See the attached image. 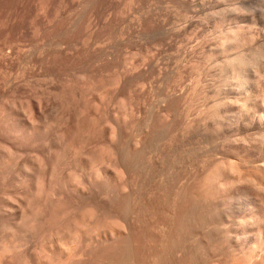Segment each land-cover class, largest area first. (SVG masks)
I'll list each match as a JSON object with an SVG mask.
<instances>
[{"label":"bare ground","instance_id":"1","mask_svg":"<svg viewBox=\"0 0 264 264\" xmlns=\"http://www.w3.org/2000/svg\"><path fill=\"white\" fill-rule=\"evenodd\" d=\"M131 3L134 4V2ZM168 8L166 7V9ZM63 18L65 19V17ZM177 26L179 25L177 24ZM176 29L180 31L179 27H176ZM178 30L174 29L171 31L168 29L165 31L164 29V31H160V33L164 34V38L162 37L163 41L159 42L164 43L163 46L165 45L166 49L162 47L165 52L159 58L155 57L154 53H151L152 47L150 49L146 46L142 54L138 53L140 54L139 58L133 57L135 54L132 58L126 56L123 62L116 66L111 77L108 76L109 73L105 76L103 73L97 72H75V77L70 79L69 75V79L64 78V82H60L61 90L57 92L54 90L56 93L49 92L45 95V92H47L45 89L48 88L46 87L43 90V94L31 97L27 95L29 98L25 100H21L24 95H21V98H18L20 94L17 97L15 96L17 89H19L18 87L23 85V83L19 84L20 81L23 82V79H25L23 78L25 74L22 75L23 79L20 81L18 80L20 77H18L17 81L13 79L7 82L6 89L10 88V94L8 97H5V95L0 97V264H183V261L181 262L182 257L186 258L188 264H195V240H200L199 237L195 238V230L196 227H199V230L201 227L195 221L198 219H206L207 221L210 217L212 219L214 215L216 216L219 213L220 207L207 200L206 197V201H210V203L208 202V205H205L203 200V204H200L195 209V192L197 190H194L195 148L192 146L194 142H190V140L193 139L195 134L194 100L196 99H194V96L196 93L194 92L195 85L193 82L186 84L181 80L182 73L180 71L182 70L180 67L182 68V66L180 65H184L180 63L182 56H180L181 58L177 57L179 53H176V51V54H174L172 49H169L172 45L170 40L173 38L171 34L175 33L174 31L177 33ZM67 31L69 32V30ZM141 36L136 37L139 38ZM220 37L219 48L225 43H229L235 48H243V46L247 45L246 43L249 44L250 41L254 43V40H256V35L254 37L252 32H244L239 26L227 29L220 34ZM54 42L57 43L56 41ZM83 43L86 46L89 42L87 40L86 44L85 41ZM48 44L47 47L49 49L45 46L46 50H48L45 56L43 55L45 48H42L44 52L38 49L44 56L39 52V58L46 60L48 66L51 59H74L77 55V50H80L78 49L79 45L78 47L76 46V49L73 45L61 44V42L56 46L54 45L55 48L52 50L53 45L50 43L51 47ZM100 44L97 45L100 46ZM16 45L21 46L22 44L15 42L14 46L16 47ZM27 45L30 44L22 46ZM12 46L9 43V51L4 54L9 55L12 53ZM32 46L28 48V52L22 48L20 49V51H24H21L22 53H26L25 55L23 54L27 57V64L23 63L27 66L26 68H28V63L34 61L33 58L38 53V51L36 53L35 50H32ZM160 46L162 45L160 44ZM180 46L176 49L178 52L181 50L179 49ZM156 47L157 50L154 49L157 51L156 54H158V51L162 50H159L157 45ZM4 49L7 51V48ZM93 50L96 51V47ZM117 50L114 47L113 49L101 47L98 49V54L110 64L115 62L118 56ZM3 51L0 54H3ZM189 51L191 53V50ZM18 52L17 56L21 55ZM241 53L236 54L237 56H234V59L226 63L229 67L226 68L230 70L231 76H229L231 80L229 77H226V80L237 82L239 84L238 88H240V85L243 86L254 81V83H257V80H261L257 78L255 80L254 74L258 71H256L254 60L245 59L247 55L243 57L244 54ZM8 55L6 56L9 57ZM6 56L5 59H7ZM207 56H210V54ZM207 56L206 58H208ZM2 61H4V58H2ZM18 62H21V58ZM89 64L91 65V63ZM194 65L191 66L193 67ZM62 67L64 68V66ZM193 68L195 69V66ZM7 71L9 70L7 69ZM259 74L261 75V72ZM3 79H5V76ZM29 80L28 82L26 81L28 84L25 82L26 86H30L29 82L34 79L32 81ZM48 81L50 82V80ZM43 84L45 85V83ZM44 85L40 86L44 87ZM35 86L39 87L36 84ZM29 88L32 89L33 87L30 86ZM35 90L33 91L34 94L40 93L37 91L39 90L38 88L36 92ZM33 92L31 93L33 94ZM246 102L248 103L247 99ZM229 103L231 104V102ZM216 104L218 103L216 102ZM220 104L222 105L221 102ZM212 105L214 106V103ZM257 105L254 106L256 107ZM226 106L228 105L225 103L223 107L219 108L227 109ZM231 106L233 105L231 104ZM212 107L210 108L211 110L214 109L216 113L220 112V110L216 111L219 109L218 107L216 109L215 106ZM238 107L241 108L238 109L240 112L237 109L235 110L239 113L236 114L235 112L232 116L229 115V117L231 116L230 119L227 116L228 114L223 116V118L228 117L231 124H237L240 128V124L238 125L240 116L247 113L248 110L245 105ZM223 111L225 112V110ZM221 112L220 114H222ZM216 115L218 118L219 113ZM208 118L210 119V117ZM255 118L249 117V121H246L251 124L247 125L248 128L250 126L257 127L263 123L261 119L264 117L258 118L259 122ZM246 124L244 125L245 127ZM204 125L206 123L203 124V127H205ZM216 125L218 126V124ZM237 126L236 128H238ZM219 128L222 129L223 127ZM219 128L217 129L219 130ZM251 129H247V131ZM260 130H262L261 127ZM257 135L260 134L256 132V134L251 135L253 137L249 138L248 136L247 139L250 140L252 138L251 142L244 146L239 143L240 139H238V142L234 140L233 142L231 138V142L227 138L231 142L229 144H232L231 147L228 146L229 152L226 149V152L230 153V157H232L231 162L229 161L230 163L227 162L228 164L225 165L224 159H220L221 161L214 163L210 172L205 174L207 179L203 178L208 180L207 184L209 182L213 184L210 189L208 188L209 192L211 190L210 199H212L213 195L216 198V194L219 198L220 193L224 192L223 195L225 196L228 188L236 190L242 186V189L239 188L238 191L237 200L239 202L236 205L239 210L246 211L245 216L243 215V218L245 217L244 219L242 218L243 220L237 219L241 221V223L239 222L238 232L241 229L243 236L241 235L242 237L238 238L242 242L239 241L241 242L239 243L237 241V244H234L232 241L228 245L230 246V255L235 258L233 261L238 262V264L240 263L238 260L243 264H252V262L256 261L257 252L264 250V160H258L253 167L251 165L253 163L252 158L250 159L251 154L259 151L264 144V128L261 135L256 137ZM242 140L240 141L241 143ZM246 142L249 141L247 140ZM262 150L264 149L262 148ZM258 153L260 154V152H257L256 156L259 155ZM255 159L256 157L253 161ZM212 160L213 158L210 157V161ZM242 166H250L249 169H256V171H254L255 169L248 170V173L250 171L257 173H253L254 175L249 173L250 175L248 174L243 180H239L246 175L244 172L242 177L238 178L239 175L236 177V174H241L240 168ZM205 168H202V172H204ZM244 170L246 169H243L242 172ZM204 183L206 184V181ZM208 186L205 185L201 191L199 190L201 194H203L204 189L206 191ZM231 193H228V195ZM232 200L233 198L229 199V203ZM227 205L229 207L230 204ZM224 207L223 209L226 210L227 206ZM199 222L202 225V221ZM195 225L197 226L195 227ZM209 227L211 228L210 225L207 228ZM226 227L225 230L228 228ZM228 229L227 232H224L226 237ZM224 235H221L224 238L223 244H221L223 246L225 243L227 244V241L229 242ZM230 236L233 235L230 234ZM203 239L205 240L206 236ZM217 243L215 244L218 245ZM219 247L218 249L222 246ZM213 248L215 247L213 246ZM218 249L217 252H219ZM214 251L215 249L212 252L214 253ZM221 257L224 258V256Z\"/></svg>","mask_w":264,"mask_h":264},{"label":"rangeland","instance_id":"2","mask_svg":"<svg viewBox=\"0 0 264 264\" xmlns=\"http://www.w3.org/2000/svg\"><path fill=\"white\" fill-rule=\"evenodd\" d=\"M131 2H134V4ZM201 2H202V4H201ZM130 3L133 5H131ZM168 5H169V8H168ZM166 7L168 9H166ZM193 8H195V9H193ZM87 10H89V11H87ZM130 10L132 11V13ZM167 10H169V11H167ZM172 10H174V11H172ZM130 13H131V15H130ZM181 16H182V18H181ZM63 17H65V19ZM137 17L138 18L140 17V18L138 19ZM108 18H110V19H108ZM174 18H175V20H174ZM79 19H81V20L83 19L82 22ZM163 21H164V23H163ZM180 22H181V25H180ZM172 23H173V25H172ZM175 23H176V25L174 26ZM57 24H58V26H57ZM75 24H77V25H75ZM177 24L179 26H177ZM182 24H184V25H182ZM0 26H1V28H0V50L1 51L0 52H2V50H4L3 54L2 53L0 54V59H1L0 60V81H1L0 82V97H2L4 95H5V97H8L10 94V88H8V86H7L8 90H9V92H8V90L6 89L7 82L12 81L13 79H16V81H17L18 77H20L18 79L19 81L22 80L23 78L26 79V80L23 79V82L20 81L19 85H21L22 83H23V85L18 87L19 89H17L18 91L16 92L17 95L15 94L16 97L20 94L18 98H21V95H24V96H22L23 99H21V100L28 99L29 95L31 97L33 95L43 94L44 93L43 90L46 87H48V88L45 89V90H47V92H45L46 93L45 95H47L49 92L50 93L51 92L56 93L57 91L61 90L62 86L60 85V82L61 81L64 82V80L67 79L69 75H70L69 78L72 79L73 77L76 76V73L88 71L89 73L90 72L103 73V75H105V76H107L108 75L107 73H109L108 76L111 77V76H113L112 73L114 74L116 66L120 62H123V60L125 59L126 56H128V57L130 56L129 58H132V56L135 54L133 57L139 58V55L142 54V52L146 49V46H148L150 49H152V48L156 49L157 48L156 45H157L159 50H162V51H158V54H156L157 49L156 50L154 49L155 51L152 49L151 53H154L155 57L159 58L165 52L164 48L166 49L165 45L163 46L164 43H160L163 41V38H164V34L160 33V31H164V29H165V31L168 29H170L171 31L175 29L177 31L178 29H176V27L177 28L179 27L180 31L178 30V32H177L178 34L176 33V31H174L177 34V36H175L176 34L173 33V34H171V37H173V38L171 40L169 38V40L171 41V44L174 46L173 47L171 45V47H169V49L171 48L172 51L174 52V54L179 53V55H177V57L182 56V58L181 57L180 58L182 59L183 63H182V61H180V63L184 64V65H180V66H182V68L180 67V69L182 71L184 69H186L183 72L180 71L182 73V75H181L182 79L181 80L183 81V83L187 84V83L193 82L195 85V87H194V89H195L194 92L196 93L194 96V99H196V100H194V103H195L194 104V113H195L194 114V118H195L194 132H195V134L193 136V139L190 140V142H194V143H192V146H194V148H195L194 149L195 150L194 151L195 152L194 157H195V168H196V170L194 173V177H195V180H194L195 181L194 182L195 188H194V190L197 189L195 192V209H197L200 204H203V200H204L205 205H208V202L210 203V201H211L214 204L219 205V207H220L219 208L220 214L218 213V214H216V216L214 215L212 217V219L210 217L209 219H207L208 222L206 221V219H204V220L198 219L195 221V223L198 224V226H201L200 230H199V227H196L197 225H195L196 230H197V231L195 230V234H196L195 238H198V237L200 238V240L197 239L198 241L195 240V249H196V251H195V264H238V262L236 263L235 261H233V260H235V258L232 255H230L231 254L230 249H229L230 246H228V245H230V243L232 241L234 242V244H237V241L242 242V240L240 239L243 236L241 234V229L238 232L239 222L241 223V221H238L237 219L243 220L245 218V217L243 218V215L246 214V211L245 210H239L238 208H236V205H238V202H239V200H237L238 195H239L238 191H239V188L242 189V186L239 187L238 189L235 188L236 190H234V188L232 190H231V188H228L229 190L228 189H227L228 191L226 190L225 196L223 195L225 193L224 192V193H220L219 198L217 197V194H216L215 195L216 198L214 197V195L213 196L211 195L212 199H210L209 195H210L211 190H210V192L208 190L210 189V187L213 184L211 182H209V184H207L208 180H204V179H207V178H205L207 176L205 174L210 172V169L214 163L220 162L223 159H224L223 161L226 162V164L224 163L225 165L228 164L227 162H229V161L231 162L232 157H230V153L229 154L227 153V152H229L228 146L231 147V145H232L229 143H231L233 140L238 142V139H240L239 143L241 144V146H244L247 143L249 144L251 142L250 140L252 138L249 140V139H247L248 136H249V138L253 137L251 135L256 134V132H257V134L261 135L262 130L264 128V118H263L264 117V82H263L264 81V70H263L264 66H262V64H264V0H159V1L158 0H75V2H74V0H0ZM238 26L244 32L245 31H247L249 33L252 32L254 37L256 35V37H255L256 40H254V43L252 42L253 43L252 44L250 41L249 44L248 43H246L247 45L244 44L245 46H243V48L237 47L238 49L235 48L233 45L231 46V44H229V43L228 44L225 43V45H222L225 48L222 47L221 45H220L221 47L219 48V44H220V40H221L220 34L224 33L227 29H230L233 27H238ZM52 27H53V29H52ZM183 27H185V28H183ZM228 27H230V28H228ZM71 28H73L75 31ZM140 28H141V30H140ZM171 28H173V29H171ZM66 30H69V32L68 31L66 32ZM120 31H122L123 33ZM37 32H39V33H37ZM64 32H66V33H64ZM70 33H72L74 35H72ZM64 34H67V35H64ZM136 34H138V35H136ZM59 35H60V37H59ZM159 35H160V37H159ZM191 35H192V37H191ZM136 36H141V37L138 38ZM153 36H155V37L152 38ZM146 37H148V38L146 39ZM254 37H253V39H254ZM85 38H86V40H85ZM161 38H162V40H161ZM189 38H191V39H189ZM143 39H145V40H143ZM183 39H184V41H183ZM87 40L89 42L88 44H86ZM1 41H2V43H1ZM48 41H50V42H48ZM54 41H56L57 43H55ZM83 41H85L86 46H88V45L89 46L86 47L84 45ZM15 42L17 44L20 43L22 45H24V44L26 45L29 43L30 45H27V46L16 45V47H15L14 46ZM60 42H61V44L66 43V44L73 45L74 48H76V49L79 45L78 49H80V50H77V55L74 59H66V58H64L63 60L61 58L51 59L49 61L51 64L48 63L49 64V66H48L46 63V60L44 61V60H42L43 58L42 59H41V57L39 58L38 54L42 50V48H45V52L43 50L41 51V52H44V54L43 53L42 54L45 56V53L48 52V50H46L48 43H49L48 46L51 44L53 45V48H51L52 45L50 48L52 50H54V48H55L54 45L56 46L57 44H60ZM108 42H109V44H108ZM172 42H174V43H172ZM6 43L8 44L7 46H6ZM9 43L11 46L12 45L14 46V49L12 46V51H11L12 53H10L9 55L4 54V53H7L9 51L8 50ZM99 43H101L100 46L103 44L101 47H105L106 49L107 48L113 49V47L115 49H118L117 50L118 56L116 57L115 62L109 64L108 61H106L104 58H102L98 54V49L101 48L99 45H97ZM155 43H158V44L155 45ZM183 43H185V45H183ZM186 43H188V44H186ZM160 44L162 46H160ZM153 45H155V46L153 47ZM180 45L181 46L183 45V46L181 47ZM19 46H20V48H19ZM30 46H32L31 47L32 50H35V52L38 51V53L37 52H36L37 54L35 53L36 57L33 58L34 61H31L30 63H28V68H29L28 69V68H26L27 66L25 64H23L24 62L27 64V59H26L27 57L24 56L26 53H22L21 51L26 50L28 52V48ZM178 46H180L179 49H181L182 51L179 50V52H178V50H176V49H178ZM95 47H96V51L93 50V49H95ZM162 47H164V48L162 49ZM187 47H188V49H187ZM230 47H232V48H230ZM4 48H7V51ZM18 48H19V50H18ZM21 48L23 50L20 51ZM189 50H191V53ZM224 50H225V52H224ZM80 51H81V53H79ZM192 51H195V52H192ZM229 51H230V53H229ZM17 52L20 53L21 55L17 56ZM41 52H40V54H41ZM139 52H140V54H138ZM170 52H171V50H170ZM239 52L240 53L242 52L241 54H244L243 57H245L247 55L245 57V59L249 58V60H252V59L254 60L253 62L255 64V67L257 68V69L255 68V69H256V71H258V72H255V74H254L255 80L261 79L259 81L257 80L256 81L257 83H254L255 82L254 81V82H250V84L246 83L243 86L240 85V88H238L239 84L237 82H236L237 83V85H236V83H234V81H232V82L230 81L231 80L230 79V77H231L230 76V70L226 68V67H228V65L226 64L227 61L234 59L238 54H240ZM207 53H209L210 56H207V55H209ZM174 54H173V56H174ZM6 55H8L10 58L7 57ZM250 55H251V57H250ZM261 55H262V57H261ZM5 56L7 57L8 60L5 59ZM206 56L208 58H206ZM1 57L4 58V61H2ZM260 57H261V59H259ZM20 58H21V62H18V61H20ZM36 58H39V59H36ZM76 58H78V59H76ZM190 58H191V61H190ZM195 58L197 61L195 60ZM44 59H46V58H44ZM100 59H102V60H100ZM103 60H104L105 64H103L104 63ZM28 61H30V60H28ZM42 61L44 62V64H42L43 63ZM83 61H85V62H83ZM224 61H226V62H224ZM193 62H195V63H193ZM55 63H56V65H55ZM89 63H91V65ZM21 64L23 66L25 65L24 66L25 68ZM96 65H97V67H96ZM191 65H194L195 69L193 68L194 66L192 67ZM21 66H22V68H21ZM62 66H64V68ZM188 66H190V67H188ZM35 68H36V70H35ZM191 68H193V69H191ZM7 69L9 71H7ZM227 70H229V71H227ZM40 71H42V72H40ZM193 71H195V73H193ZM222 71H223V73H222ZM19 72H21V73H19ZM260 72H261V75L259 74ZM6 73H7V75H6ZM12 73H14V74L12 75ZM110 73H111V75H110ZM17 74H19V75L17 76ZM23 74H25L26 76ZM258 74H259V76H258ZM22 75H23V78H22ZM4 76H5V79H3ZM15 77H17V78H15ZM51 77H52V79H51ZM226 77L227 78L229 77L230 80L229 81L226 80ZM35 78H39V79L36 80ZM41 78L43 79V81ZM44 78L46 81L44 80ZM46 78H48V79H46ZM53 78H55V79L53 80ZM56 79H57V81L59 79V82H58L59 85H58ZM28 80L29 81L33 80L32 82H29L31 84L30 86L33 87L32 89L29 88L30 87L29 85L26 86V83L28 82ZM38 80L39 81L41 80V81L39 82ZM48 80H50V82ZM36 81H38V82H36ZM52 81H54V82L56 81V82L54 83ZM41 82L45 83V85ZM228 82H230V83L228 84ZM258 82L260 85L258 84ZM52 83L55 85L53 86ZM32 84H33V86H32ZM35 84L38 85L39 87H36V86L34 87ZM39 84L41 86L44 85V87H41ZM48 85H51L53 88L51 86H48ZM223 85L225 88L223 87ZM220 86H221V88H220ZM34 88L36 90L38 88L39 90H37V91H38V93L39 92L40 93L34 94V92H33L35 90ZM215 88L219 93L215 90ZM40 89H41V91H40ZM36 90H35V92H36ZM31 92H33V94ZM219 95H220V97H219ZM246 99L248 100V103L246 102ZM216 102L218 104H216ZM220 102L222 103V105L220 104ZM229 102H231V104L233 106L230 107L231 104ZM213 103H214L215 109H216V107H218V108L223 107L225 105V103H226V105H228V106H226L227 109L228 108L229 109L228 110L224 109V108L217 109L216 111L220 110V112L225 110V112L224 111L221 112L222 114H220V112H218L219 117L217 118L216 114H218V113H216L214 109H212L213 112H211L212 110L210 109L213 106V105L211 106V104H213ZM257 103H258V105H257ZM244 105H245V108L249 112L247 111V113L244 114L245 116L244 115L240 116V120H241V117H242V120L241 121L239 120V122H240V123H238V125L240 124L239 125L240 128H239L237 126V124H231L229 119L231 118L233 113L236 112V114H237L240 112L238 109H241V108H239L238 106L243 107ZM254 105H257L256 106L257 108ZM208 109L210 110V112ZM235 109H237L239 112H237V110H235ZM207 112H209L208 113L209 115L207 114ZM210 113H211V115H210ZM213 113H215V114L212 115ZM223 113H225V114H223ZM247 114H248V117H247ZM221 115H222V117H220ZM225 115H227L228 117H229V115H231V116L229 117V119H228V117L223 118V116H225ZM208 117H210V119ZM214 117H215V119H214ZM249 117L252 119H254L256 117L255 120H257V122H259L258 118H263V119H261L262 120L261 122H263V123H261L262 125L259 124V126H257V127L250 126V128H248L247 125H251L250 122H249V124L247 123L249 121L248 120ZM211 118H212V120H211ZM225 119H227V120H225ZM250 121H251V119H250ZM226 122L229 124L228 125L229 127L227 126ZM204 123H206V125H204L205 127H203ZM214 124L215 125L218 124V126L220 125L219 127H221V128L223 127V128L220 129L217 125H216L217 126L216 127ZM223 124H224V126H223ZM245 124H246V127L244 126ZM235 125L238 128H236ZM212 126H213V128H211ZM230 127H232V128H230ZM260 127L262 130H260ZM217 128H219V130ZM238 129L240 130V132ZM244 129H246V130H244ZM247 129H251V130H248L250 133L252 131L253 132L250 134L247 131ZM210 130H213V131H210ZM254 131H255V133H254ZM243 133H245V134H243ZM247 133L249 134L248 136H247ZM260 135H257L256 137H258ZM243 136H245V137L242 140ZM227 138L230 139L229 141H231V138H232V141L229 142ZM254 138H255V136H254ZM212 140H214V141H212ZM241 140H242L243 145L240 142ZM247 140L249 142H246ZM226 141L228 142V144H226L227 143ZM223 144H224V146H223ZM226 145H227V147H226ZM222 147L224 148L223 150H222ZM262 148L264 149V144L262 145V147L260 149L261 151H264V150H262ZM226 149H227V152H226ZM260 150L257 151V152H260V154L258 153L259 154L258 156H256L257 152L256 153L253 152L251 154L250 159L252 158L251 159L253 162L251 164L252 166L253 165L255 166L257 164L258 160H264L263 159L264 158L263 157L264 152H261ZM212 154H216V155H212ZM253 155H254V157H253ZM210 157L213 158V160H215V161H213V160L210 161ZM255 157H256V159L253 161V159ZM257 157H258V159H257ZM205 160H207V161H205ZM200 163H202V165H200ZM203 163H205V164H203ZM210 163H212V164H210ZM204 165H206V166H204ZM203 167L204 168L206 167L203 170L204 172H202ZM249 167L248 166L247 167L242 166L241 167L242 170L246 169L247 172H246V170H244L242 172V170L240 168L241 174H239L237 172L238 174H236V177L238 175H239L238 178L242 177L244 175V172H245L246 175L243 176V178L239 179V180H243L246 176H248L249 173L252 175L257 173V172H254V171H256L255 168L249 169ZM198 168H200V169H198ZM251 169H255V170L253 172L250 171L248 173V170H251ZM198 173H199V175H197ZM201 179H202V181H201ZM205 181H206V184L204 183ZM204 184L209 185V186L206 188V191L204 189L202 192L203 194H201L200 191H201V189H203V186H205ZM201 186H202V188H201ZM205 192H207V193H205ZM230 192H232V193L228 195V193H230ZM204 195H206V196H204ZM200 197H202L203 199ZM206 197H207V200H210V201H206ZM232 198H233L232 202L229 203V199H232ZM200 202H202V203H200ZM227 204H230L229 207ZM224 206H227L228 208L226 207V210H225V209H223V208H225ZM236 210H237V212H236ZM239 211H241V212H239ZM213 219H214V221H213ZM229 220H231V221H229ZM199 221H202V225H201V222H199ZM222 222H224V223H222ZM225 224L227 225V227L229 229L226 227ZM208 225H210L211 228L210 227L207 228ZM221 226H222V228H221ZM225 227L228 229L227 237L225 236L226 233L224 235V232L225 231L227 232V229L225 230ZM206 229H209V230H207V231H209L208 233H206L207 232ZM202 230H204V231L202 232ZM201 234H202V236H201ZM230 234H232L233 236H230ZM221 235H224V237L229 240V242L227 241V244L225 243L224 246L221 245V244H223L222 241L224 240L223 236H221ZM205 236H206L205 240H208V241H205L203 239V238H205ZM238 237H240V238H238ZM220 238H221V240H220ZM210 240H212V241H210ZM208 242H209V247H208ZM241 242H239V243H241ZM199 243H200V245H199ZM215 243H217L218 245H216ZM212 244H214V245H212ZM205 246H207V247H205ZM213 246L215 248H213ZM218 246H220V247L222 246L221 248L223 250L221 251L220 247H219L220 249H218ZM203 247H205V248H203ZM212 249L213 250L215 249L214 253H215L216 257L214 255V253L212 252L213 251ZM217 249L219 252H217ZM226 250H227V253H226ZM263 253H264V250H259L257 252V256L255 258L256 261L252 262V264H262L264 262V260H263L264 254ZM260 254H261V256H259ZM221 256H224V258ZM201 257H202V259H201ZM259 257H261V258L259 259ZM236 260H238V258H236ZM182 261H183V264H188L186 261V258L182 257L181 262ZM238 261L240 262L239 264H243L240 260H238ZM245 264H251V263H245Z\"/></svg>","mask_w":264,"mask_h":264}]
</instances>
